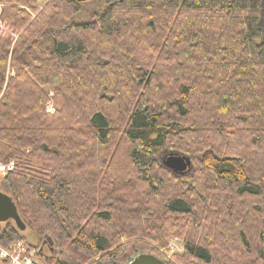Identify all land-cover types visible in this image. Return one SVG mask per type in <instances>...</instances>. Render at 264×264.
I'll return each mask as SVG.
<instances>
[{
	"label": "trees",
	"instance_id": "1",
	"mask_svg": "<svg viewBox=\"0 0 264 264\" xmlns=\"http://www.w3.org/2000/svg\"><path fill=\"white\" fill-rule=\"evenodd\" d=\"M93 1L0 0V184L72 263L47 261L180 237L186 264H264V0H98L75 21Z\"/></svg>",
	"mask_w": 264,
	"mask_h": 264
},
{
	"label": "rangeland",
	"instance_id": "2",
	"mask_svg": "<svg viewBox=\"0 0 264 264\" xmlns=\"http://www.w3.org/2000/svg\"><path fill=\"white\" fill-rule=\"evenodd\" d=\"M99 4H100V2L98 0L93 1L91 4H89L87 6L86 10L82 14L77 15L74 18V20L80 21L81 19H86L88 17V14L91 11H93L94 9H96L99 6ZM263 22H264V20H263ZM48 110L50 112H53L55 110V99H53L52 102L49 104ZM168 153L170 154L171 151ZM193 171H194V165H193V162L191 161L190 168L184 174L176 173L174 171L173 172L176 173L177 175H192ZM2 175H4V174H0V179L2 178ZM0 188L4 192H6V191L10 192L8 190L5 182L0 184ZM22 235L26 238V240L28 242L32 243L33 245H37L38 247L39 246L41 247L42 244L48 245L47 243H44V240H45L44 234L37 232L34 229V227L29 223H27L26 229L24 231H22ZM145 241L151 246V247H149V249L154 248L156 253H158V255H160L159 257H161V259H163L168 264H186L184 262V260L182 258H180V255L183 253V249H184V241L182 238L171 237L166 245L158 244L157 241H154L151 239H145ZM47 248H48V246H47ZM49 251H50V253H48L47 255H44V256L38 258L39 264H50V262H48L46 258L49 256H52V255L58 256V258L60 260L64 261L65 263H72V261L69 258L68 253H66L64 251H60L57 247H55L54 250H49ZM142 251H145V249H143ZM143 253H145V252H143Z\"/></svg>",
	"mask_w": 264,
	"mask_h": 264
},
{
	"label": "water",
	"instance_id": "3",
	"mask_svg": "<svg viewBox=\"0 0 264 264\" xmlns=\"http://www.w3.org/2000/svg\"><path fill=\"white\" fill-rule=\"evenodd\" d=\"M164 164L172 171L184 174L191 166V160L187 155L171 152L163 159ZM13 220L17 228L24 231L27 227L26 221L20 215L17 205L12 196L0 190V222ZM44 243H47L50 250L55 249V243L51 236L45 234ZM43 246H41L42 249ZM127 264H168L163 259L148 253H141L130 260Z\"/></svg>",
	"mask_w": 264,
	"mask_h": 264
},
{
	"label": "built area",
	"instance_id": "4",
	"mask_svg": "<svg viewBox=\"0 0 264 264\" xmlns=\"http://www.w3.org/2000/svg\"><path fill=\"white\" fill-rule=\"evenodd\" d=\"M15 167V160L0 161V174H7ZM39 247L27 240H15L0 244V264H39Z\"/></svg>",
	"mask_w": 264,
	"mask_h": 264
},
{
	"label": "flooded vegetation",
	"instance_id": "5",
	"mask_svg": "<svg viewBox=\"0 0 264 264\" xmlns=\"http://www.w3.org/2000/svg\"><path fill=\"white\" fill-rule=\"evenodd\" d=\"M42 246H43L42 249L39 246L38 257H42V256L47 255L48 253H50V251H49L50 247L48 245L42 244ZM47 246H48V248H47Z\"/></svg>",
	"mask_w": 264,
	"mask_h": 264
}]
</instances>
